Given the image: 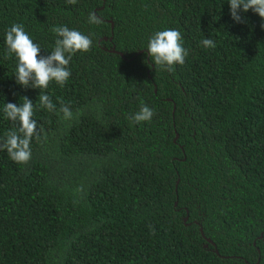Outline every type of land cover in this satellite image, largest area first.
<instances>
[{
	"label": "trees",
	"instance_id": "trees-1",
	"mask_svg": "<svg viewBox=\"0 0 264 264\" xmlns=\"http://www.w3.org/2000/svg\"><path fill=\"white\" fill-rule=\"evenodd\" d=\"M240 15L228 0H0V139L18 128L5 103L23 97L43 129L27 165L0 151V264H264V20ZM14 23L42 55L54 26L93 46L63 87L25 88L5 58ZM169 28L189 52L174 71L146 52ZM142 101L155 115L135 124Z\"/></svg>",
	"mask_w": 264,
	"mask_h": 264
},
{
	"label": "clouds",
	"instance_id": "clouds-1",
	"mask_svg": "<svg viewBox=\"0 0 264 264\" xmlns=\"http://www.w3.org/2000/svg\"><path fill=\"white\" fill-rule=\"evenodd\" d=\"M230 4V15L237 23H243L244 19L240 15L252 11L264 20V0H228ZM69 4H75L76 0H67ZM90 24H100L102 20L95 12L88 14ZM264 29V24H261ZM57 37L55 47L48 55L41 54L40 45L33 42V39L25 31L23 24L14 23L5 32V43L7 52L6 59L16 57V83L28 88L46 90L51 82L63 87L70 79V62L77 53H86L93 46L91 34L70 29L66 25L54 26L50 29ZM205 48H215V42L210 38L202 40ZM147 55L150 57L155 67L166 71H174L176 65H183L189 52L184 47L182 34L177 29H165L155 32L147 44ZM23 103L19 106L14 103H5L3 112L5 118L18 124L6 133V137L0 139V151H7L8 156L17 164L27 165L32 158L31 143L33 138L37 141L41 139L42 127L34 117V104L27 97L22 98ZM41 108L50 112L56 111V105L49 95L40 91L38 98ZM63 113V118L69 120L73 113L69 106L61 101L59 110ZM155 112L143 101L138 112L132 114L129 119L135 123L150 122Z\"/></svg>",
	"mask_w": 264,
	"mask_h": 264
},
{
	"label": "water",
	"instance_id": "water-1",
	"mask_svg": "<svg viewBox=\"0 0 264 264\" xmlns=\"http://www.w3.org/2000/svg\"><path fill=\"white\" fill-rule=\"evenodd\" d=\"M110 21H111V20H110ZM111 28H113V24H112V22H111ZM104 39H106V37H104ZM109 40H110V41L112 40V36H110ZM110 51L115 52V53H118L122 58L126 59L127 61L129 60V59H127V58L125 57V55H124L123 53H121V52H117V51L114 49V46H112V48L110 49ZM174 109H175V106H174ZM177 137H178V135L175 136L174 141L176 140ZM177 182H178V181H177ZM177 182H176V185H177ZM175 204H176V202H175ZM186 219H187V217H185V218L183 219V221L186 222ZM200 232H201V235H202V236L204 237V239L206 240L205 247L208 245V243H210V244H212V245L214 246V249H213L214 252L218 253V251H217L216 248H215V243H214L210 238H207V237L204 236V233H203L201 227H200ZM223 257H226V258H227L228 256H223Z\"/></svg>",
	"mask_w": 264,
	"mask_h": 264
}]
</instances>
